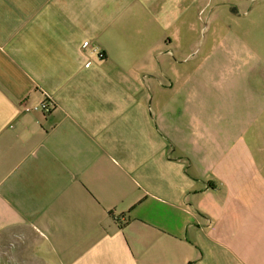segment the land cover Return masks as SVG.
<instances>
[{
  "label": "crops",
  "instance_id": "crops-1",
  "mask_svg": "<svg viewBox=\"0 0 264 264\" xmlns=\"http://www.w3.org/2000/svg\"><path fill=\"white\" fill-rule=\"evenodd\" d=\"M258 1L0 0V257L264 264Z\"/></svg>",
  "mask_w": 264,
  "mask_h": 264
},
{
  "label": "rangeland",
  "instance_id": "rangeland-1",
  "mask_svg": "<svg viewBox=\"0 0 264 264\" xmlns=\"http://www.w3.org/2000/svg\"><path fill=\"white\" fill-rule=\"evenodd\" d=\"M259 4H256L254 6H261V16L255 20V16L257 12L250 13L248 6L241 4H234V3H228L225 2L224 5H222L224 10V16H225V40L226 44H236L241 45L242 47H248L249 49L253 50V52L259 56L263 55V53L260 51V47L264 46V0L258 1ZM257 2V3H258ZM241 8V18H240V30L235 31L233 33L232 27H231V19L233 14L238 13V9ZM247 8V9H246ZM247 12V13H245ZM246 14V15H244ZM250 29L253 31L250 32ZM9 245H6V249ZM5 249V250H6ZM8 254L4 253L1 254L0 257V264H8Z\"/></svg>",
  "mask_w": 264,
  "mask_h": 264
},
{
  "label": "built area",
  "instance_id": "built-area-1",
  "mask_svg": "<svg viewBox=\"0 0 264 264\" xmlns=\"http://www.w3.org/2000/svg\"><path fill=\"white\" fill-rule=\"evenodd\" d=\"M55 108L54 102L49 97H44V100L39 106L26 105L24 101L20 103V109L24 112H30L32 110H39L43 117L50 115L52 110Z\"/></svg>",
  "mask_w": 264,
  "mask_h": 264
}]
</instances>
